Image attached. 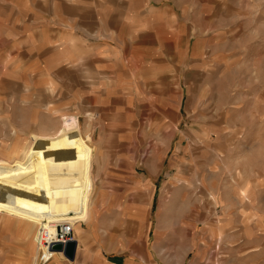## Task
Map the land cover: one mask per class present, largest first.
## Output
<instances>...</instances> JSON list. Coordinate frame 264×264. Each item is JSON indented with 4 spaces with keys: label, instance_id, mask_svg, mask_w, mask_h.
Returning <instances> with one entry per match:
<instances>
[{
    "label": "rangeland",
    "instance_id": "obj_1",
    "mask_svg": "<svg viewBox=\"0 0 264 264\" xmlns=\"http://www.w3.org/2000/svg\"><path fill=\"white\" fill-rule=\"evenodd\" d=\"M155 1L171 21L133 28L137 41L109 54L108 83L97 64L85 90L67 65L48 67L53 44L21 41L38 0H0V158L40 153L67 118L90 136L88 222L75 224L60 173L46 179L59 221L79 224L72 264H264V0ZM29 223L0 216V264L32 263Z\"/></svg>",
    "mask_w": 264,
    "mask_h": 264
},
{
    "label": "crops",
    "instance_id": "obj_2",
    "mask_svg": "<svg viewBox=\"0 0 264 264\" xmlns=\"http://www.w3.org/2000/svg\"><path fill=\"white\" fill-rule=\"evenodd\" d=\"M155 2V0H38L35 9H37L39 16L35 18L32 14L31 17L32 20H37V28L32 29L33 33L22 36L20 39L27 47L32 46L35 42L53 44L52 49L54 54H59L60 56L54 59L51 64H48V67L53 66L54 69L55 67L57 69L62 64L67 65L68 75L70 76L68 81L74 86V89L88 90L87 86L83 87L78 85L92 82L90 74H93V67H96L97 64H100L99 66L102 68L104 67L100 73L102 78L108 83L109 54L110 52H112L110 55L117 53L118 48L115 46L117 43L137 41L134 38L135 31L133 28H139L142 25L147 26L149 19L156 20L158 15L164 17V21L167 19L171 21L172 10L169 4L164 1L162 5L156 6L152 4ZM30 9L33 11L34 8ZM48 21H52L51 26H49ZM124 27H130L132 30L126 33ZM30 34L32 35L30 36ZM144 41V39H140V42ZM97 50H101V56L97 54ZM40 58L45 60L46 56L44 55ZM43 64L46 66L45 63ZM116 65L118 66V63ZM75 120L78 124L79 133H81L79 123L77 119ZM18 136L17 132L14 131L13 137ZM49 136L52 135L40 134L38 137L44 138ZM83 138L90 146L86 144L89 150H91V153L89 151L88 166L91 189L86 204L85 216L77 219L75 224L90 220L89 205L94 185L92 177L93 148L87 141L90 139V136L88 135ZM240 193L241 195H245V188L241 189ZM0 214V216L7 215L15 217L27 226L30 225V219L21 218L4 211H0ZM74 229L79 233V224ZM22 239L25 241L23 236ZM74 239L77 241V252L79 243L78 239L75 237ZM30 247L31 249L33 248L28 243V249ZM37 252L38 249L36 248L35 258ZM62 254L58 252V254L46 262H41L39 258L38 260L33 258L31 264H72L74 262V260H69V263H67L61 260Z\"/></svg>",
    "mask_w": 264,
    "mask_h": 264
},
{
    "label": "bare ground",
    "instance_id": "obj_3",
    "mask_svg": "<svg viewBox=\"0 0 264 264\" xmlns=\"http://www.w3.org/2000/svg\"><path fill=\"white\" fill-rule=\"evenodd\" d=\"M65 123L59 135L36 144L40 153L32 151L13 162L0 159V211L30 219L39 225L38 230L40 225H45L54 231L55 225L62 222H70L74 228L72 220L59 221L63 217L62 208L50 180L46 181L52 172L60 173L57 174L61 183L59 192L63 191L75 217L83 218L86 213L91 186L88 175L90 150L79 129H69L77 124L76 120L67 118ZM45 166H50L52 171ZM38 230L34 241L39 249ZM56 254L58 252L54 251L52 258Z\"/></svg>",
    "mask_w": 264,
    "mask_h": 264
},
{
    "label": "built area",
    "instance_id": "obj_4",
    "mask_svg": "<svg viewBox=\"0 0 264 264\" xmlns=\"http://www.w3.org/2000/svg\"><path fill=\"white\" fill-rule=\"evenodd\" d=\"M74 228L70 222L57 223L55 230L51 231L47 226L40 225L38 230L37 244L39 246V260L46 262L53 256L51 245L54 242L66 243L74 239ZM47 253V256L45 255Z\"/></svg>",
    "mask_w": 264,
    "mask_h": 264
},
{
    "label": "water",
    "instance_id": "obj_5",
    "mask_svg": "<svg viewBox=\"0 0 264 264\" xmlns=\"http://www.w3.org/2000/svg\"><path fill=\"white\" fill-rule=\"evenodd\" d=\"M51 249L53 251L62 252L68 259L73 260L76 255L77 241L72 239L66 243L54 242L51 245Z\"/></svg>",
    "mask_w": 264,
    "mask_h": 264
}]
</instances>
